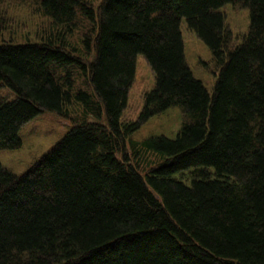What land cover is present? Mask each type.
I'll return each mask as SVG.
<instances>
[{
	"label": "trees",
	"instance_id": "16d2710c",
	"mask_svg": "<svg viewBox=\"0 0 264 264\" xmlns=\"http://www.w3.org/2000/svg\"><path fill=\"white\" fill-rule=\"evenodd\" d=\"M226 5L248 11L236 46ZM36 12L49 25L35 41L0 40V86L15 95L0 99V150L43 112L81 115L24 174L0 164V264H264V0H39ZM182 20L210 52V91L185 62ZM139 56L154 84L126 123ZM170 108L174 138L131 139Z\"/></svg>",
	"mask_w": 264,
	"mask_h": 264
},
{
	"label": "rangeland",
	"instance_id": "374dc122",
	"mask_svg": "<svg viewBox=\"0 0 264 264\" xmlns=\"http://www.w3.org/2000/svg\"><path fill=\"white\" fill-rule=\"evenodd\" d=\"M97 6L100 0H89ZM39 0H0V12L5 18L7 30L0 34V40H11L15 43L35 41L46 30L49 21L37 11ZM225 16V24L234 33L235 38L243 37L248 25V11L226 5L220 9ZM184 45V59L193 76L200 80L210 91L214 85L215 72L211 65V55L207 47L196 36L188 32L185 22L180 25ZM240 33V34H237ZM80 33H74L71 41L77 43ZM238 41H234L235 46ZM204 63L208 64L205 65ZM154 84L153 74L139 56L136 62V74L129 90L128 103L122 121L129 123L137 119L143 106V96ZM80 88L79 84H76ZM0 97L12 100L14 95L7 89H0ZM80 107L72 105L68 110V119L63 120L54 113L44 112L20 129L21 147L16 150H0V164L14 175L27 172L35 160L47 153L63 137L71 126V119H79ZM178 108H170L152 117L131 135L134 141H143L149 137L165 136L174 138L181 123Z\"/></svg>",
	"mask_w": 264,
	"mask_h": 264
}]
</instances>
